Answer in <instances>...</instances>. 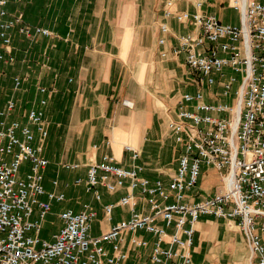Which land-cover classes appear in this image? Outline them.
Instances as JSON below:
<instances>
[{"label":"built area","instance_id":"obj_1","mask_svg":"<svg viewBox=\"0 0 264 264\" xmlns=\"http://www.w3.org/2000/svg\"><path fill=\"white\" fill-rule=\"evenodd\" d=\"M176 1L167 0L164 17L191 23L201 34L179 35L176 46L162 50V58L183 56L188 69L209 85L216 84V75L224 77L231 69L233 75L223 82L222 95L235 104L208 103L201 91L184 94L169 124L180 148L178 168L169 182L151 183L141 177V166L125 169L105 154L89 166L87 178H76L74 185L84 186L99 202L103 200L99 187L110 194L126 188L127 194L117 203L106 204L104 212L111 219L117 208H127L130 217L94 237L91 230L97 212L90 205L82 211L64 209L54 240L42 241V223L54 203L67 200L64 192L49 191L44 184L49 166L43 155L49 136L47 100L41 99L38 107L28 111L26 123L12 118L17 102L8 100L0 109V264H126L125 237L138 232L155 238L152 245L143 237L128 242L133 249L151 248L149 264H194L195 224L206 216L235 222L246 237L251 264H264V0H232L241 13L239 25L200 12L175 14ZM18 2L0 0V45L6 52H0V64L15 60L11 54L14 28L28 38L52 35L48 29L25 24L21 12L11 15L7 6ZM203 4L204 0L197 7ZM160 30L158 43L165 47L170 29L164 23ZM21 86L22 79L16 77L14 89ZM40 92L48 90L40 88ZM126 149L133 160L139 158L135 149ZM203 166L220 172L223 188L190 202L187 194L199 184ZM80 167L64 165L67 171ZM52 185L59 187V181ZM170 228L175 229L173 235L168 233Z\"/></svg>","mask_w":264,"mask_h":264},{"label":"crops","instance_id":"obj_2","mask_svg":"<svg viewBox=\"0 0 264 264\" xmlns=\"http://www.w3.org/2000/svg\"><path fill=\"white\" fill-rule=\"evenodd\" d=\"M200 1L177 0L172 10L175 14L214 15L224 24L241 23V13L232 6V0H204L201 9L197 7ZM166 2L20 0L7 6L11 15L23 13L28 26L43 27L52 33L50 37L28 38L18 27L11 31L15 60L0 64V87L10 83L6 102H17L12 118L23 123L29 110L38 107L41 99L47 100L44 111L49 136L43 155L49 166L44 184L47 190L64 192L67 197V204L53 205L49 215L57 218L59 228L62 210L82 211L85 205L97 212L91 230L94 237L129 218V209L117 208L111 219L104 212L106 204L117 203L127 194L126 188L110 194L99 187L103 196L99 202L84 186H75V179H86L89 166L109 154L125 169L141 166V177L151 183H168L178 168L180 155L169 124L176 118L181 97L201 91L208 103L228 101L222 95V84L233 75L231 69H226L224 77L216 75V84L209 85L188 69L183 56L162 58V50L176 46L179 35L201 34L191 23L184 25L165 18ZM164 23L170 34L167 45L161 47L158 41ZM0 52L6 53L1 45ZM16 77L22 79L19 90L14 89ZM40 88L48 92L42 94ZM126 146L139 152L137 160ZM66 164L81 167L67 171ZM54 180L59 181V187L52 185ZM222 188L220 172L204 167L199 184L187 198L190 202L200 201ZM55 208L61 210L55 212ZM168 233L173 235L175 229L170 228ZM132 237H143L151 245L155 241L142 232L126 235V264H149L151 248L133 249L128 244ZM250 258L246 237L235 222L206 216L195 224L194 264H251Z\"/></svg>","mask_w":264,"mask_h":264},{"label":"rangeland","instance_id":"obj_3","mask_svg":"<svg viewBox=\"0 0 264 264\" xmlns=\"http://www.w3.org/2000/svg\"><path fill=\"white\" fill-rule=\"evenodd\" d=\"M9 82H7L6 85H2L0 87V107H2V105L6 103V100L8 99V97L10 96V92H11V87L9 86ZM236 101H233L232 99L228 100V103L231 105H234ZM3 105V106H4ZM217 181H215L214 183H216ZM41 199L46 200V197H41ZM58 203H54V205H57ZM65 204H67V201L64 202L63 204H60V206H64ZM75 209V208H74ZM127 209V208H124ZM61 209L60 208H55L54 211L55 212H59ZM76 211L78 209H75ZM102 216V214L100 215ZM35 218H33L34 220ZM42 232L39 235L40 239L42 241L46 240V241H53V235L55 233L58 232V228H59V223L56 217L54 216H48L46 221H44L42 223ZM139 233V232H138Z\"/></svg>","mask_w":264,"mask_h":264},{"label":"bare ground","instance_id":"obj_4","mask_svg":"<svg viewBox=\"0 0 264 264\" xmlns=\"http://www.w3.org/2000/svg\"><path fill=\"white\" fill-rule=\"evenodd\" d=\"M206 167V166H203V168ZM206 168H209V167H206ZM202 174H203V170H202ZM210 197V196H209Z\"/></svg>","mask_w":264,"mask_h":264}]
</instances>
